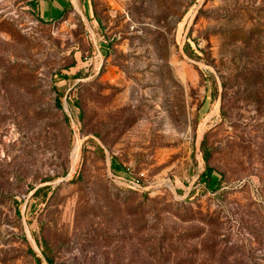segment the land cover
Instances as JSON below:
<instances>
[{
  "label": "rangeland",
  "instance_id": "1",
  "mask_svg": "<svg viewBox=\"0 0 264 264\" xmlns=\"http://www.w3.org/2000/svg\"><path fill=\"white\" fill-rule=\"evenodd\" d=\"M30 3L0 0V264H264V0Z\"/></svg>",
  "mask_w": 264,
  "mask_h": 264
},
{
  "label": "crops",
  "instance_id": "2",
  "mask_svg": "<svg viewBox=\"0 0 264 264\" xmlns=\"http://www.w3.org/2000/svg\"><path fill=\"white\" fill-rule=\"evenodd\" d=\"M30 2L31 11L46 21L57 19L64 15L69 8L77 6L73 0H32ZM82 5L85 9L88 3L82 2Z\"/></svg>",
  "mask_w": 264,
  "mask_h": 264
},
{
  "label": "trees",
  "instance_id": "3",
  "mask_svg": "<svg viewBox=\"0 0 264 264\" xmlns=\"http://www.w3.org/2000/svg\"><path fill=\"white\" fill-rule=\"evenodd\" d=\"M203 158H204V160H207L208 153L204 152ZM46 261L48 262V264H52V260L47 256H46Z\"/></svg>",
  "mask_w": 264,
  "mask_h": 264
},
{
  "label": "built area",
  "instance_id": "4",
  "mask_svg": "<svg viewBox=\"0 0 264 264\" xmlns=\"http://www.w3.org/2000/svg\"><path fill=\"white\" fill-rule=\"evenodd\" d=\"M30 1H32V0H30Z\"/></svg>",
  "mask_w": 264,
  "mask_h": 264
}]
</instances>
